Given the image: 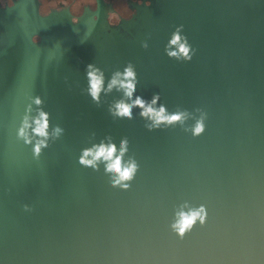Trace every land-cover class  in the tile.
Here are the masks:
<instances>
[{
	"label": "water",
	"instance_id": "water-1",
	"mask_svg": "<svg viewBox=\"0 0 264 264\" xmlns=\"http://www.w3.org/2000/svg\"><path fill=\"white\" fill-rule=\"evenodd\" d=\"M148 1L115 29L103 0L76 22L36 0L0 9V264H264V0ZM179 25L190 61L165 52ZM129 62L134 97L159 93L183 124L149 130L139 107L114 117L115 90L92 100L87 65L106 86ZM40 109L64 131L37 157L17 132ZM202 113L204 131H185ZM107 137L138 164L127 189L79 162ZM185 203L207 216L181 237Z\"/></svg>",
	"mask_w": 264,
	"mask_h": 264
},
{
	"label": "clouds",
	"instance_id": "clouds-1",
	"mask_svg": "<svg viewBox=\"0 0 264 264\" xmlns=\"http://www.w3.org/2000/svg\"><path fill=\"white\" fill-rule=\"evenodd\" d=\"M182 28L183 25H179L172 33L168 43L165 45V52L170 58L174 57L177 60L183 59L190 61L195 50L189 44L187 37L181 34ZM34 39L36 38L34 37ZM142 47H148L146 41L142 43ZM86 73L88 79L87 92L97 104L100 103L102 92L107 94L115 90L122 93V96L113 101L109 106V111L114 117L131 119L133 117V109L139 107L141 110L139 113L140 116L147 122L145 126L149 130H153L159 128L162 124H183L190 115L187 110H178L169 113L165 105L160 104L157 106L160 99L159 93L154 94L150 101L141 95L136 94L134 97L138 80L134 65L131 62L122 71H115L106 86L104 72L99 67L88 64ZM34 103L37 106L42 103L39 96L34 98ZM205 116L206 114L202 113L195 124L190 129L185 128V131L190 130L194 136L201 134L205 127ZM49 127V114L40 109L35 117L25 115L17 135L19 138L24 139L26 143L30 144L34 137L37 138L33 145V153L38 157L42 148L47 147L49 137L57 139L64 131L63 128L56 125L50 133ZM106 140L107 142L101 141L100 143L93 144L91 147L82 149L79 162L93 169L98 168L99 163L103 162L105 172L110 174L112 185L127 189L130 187L129 182L134 178L138 169V164L133 157H129L127 161L124 160V155L128 151V140L127 138H123L120 141L119 148H117V145L112 141L111 137H107ZM27 207L25 205L26 209ZM206 216V208L203 205L199 207H188L187 203H185L176 212V219L172 223L171 228L183 237L186 232L193 228L197 221L203 224Z\"/></svg>",
	"mask_w": 264,
	"mask_h": 264
},
{
	"label": "flooded vegetation",
	"instance_id": "flooded-vegetation-1",
	"mask_svg": "<svg viewBox=\"0 0 264 264\" xmlns=\"http://www.w3.org/2000/svg\"><path fill=\"white\" fill-rule=\"evenodd\" d=\"M15 0H0V9L11 6ZM106 5V20L109 29H115L120 21L130 19L136 13V6L149 4L148 0H103ZM38 13L48 15L51 11L67 10L73 21L85 12L96 10V0H36ZM34 37L36 39H34ZM37 42L38 37L34 36Z\"/></svg>",
	"mask_w": 264,
	"mask_h": 264
}]
</instances>
